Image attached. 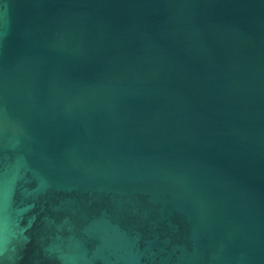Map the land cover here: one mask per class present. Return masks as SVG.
Instances as JSON below:
<instances>
[{
    "label": "water",
    "instance_id": "95a60500",
    "mask_svg": "<svg viewBox=\"0 0 264 264\" xmlns=\"http://www.w3.org/2000/svg\"><path fill=\"white\" fill-rule=\"evenodd\" d=\"M0 264H264V0H0Z\"/></svg>",
    "mask_w": 264,
    "mask_h": 264
}]
</instances>
